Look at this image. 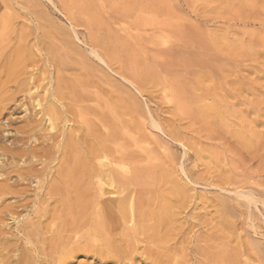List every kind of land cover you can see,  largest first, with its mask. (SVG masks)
Returning a JSON list of instances; mask_svg holds the SVG:
<instances>
[{
    "label": "rangeland",
    "instance_id": "obj_1",
    "mask_svg": "<svg viewBox=\"0 0 264 264\" xmlns=\"http://www.w3.org/2000/svg\"><path fill=\"white\" fill-rule=\"evenodd\" d=\"M29 1L37 2V34L43 50L50 47L68 53L74 50L71 61L77 63L82 56L84 66L88 67L82 71L80 68L61 71L70 80L66 87L57 90L58 97L67 95L65 102L60 99L64 106L74 103L68 106L78 111L77 106H82L87 118L84 129L73 109L75 121L80 124L74 123L75 127L72 124L73 132L83 127L78 132L84 137V145H77L78 150L83 148L88 156L103 148L128 151L127 156L117 161L119 166L132 163L133 156V162L136 161L139 148H151L153 166L157 162L163 166L152 175L157 182L152 197L168 195L174 183L185 186L187 194L194 197V205L191 209L189 203V213L185 210V215H180L183 222L188 216L190 221L187 218L186 225L182 220L181 223L186 228L187 224H194L193 219L198 221L197 226L202 223V228H194L192 236L189 230L183 234L187 244L181 241L180 245V236L178 247L191 245L188 251L194 250V236L201 230V235L205 233L203 230L208 231L204 222L216 218L213 208L207 215L200 207L194 209L195 204L218 197L238 212L241 210L237 212L240 217L236 214L232 219L229 217L232 224L236 222L233 230L239 228L236 231L240 232L241 241L247 239L245 231L263 244L264 207L252 189L264 192V0H100L111 13L122 15L118 26L126 28L124 32H115L106 24V15L97 0ZM70 7L79 10L73 20L69 19ZM19 9L18 4H13L14 13H19L22 23L25 21L31 27L34 18L29 15L22 18ZM90 15H94L98 26L90 25ZM40 62L37 72L44 86L36 92L43 99L48 96L44 92L45 78L51 68L43 57ZM24 111L22 108L10 117L15 118L11 120L14 124L10 123L7 130L22 125L19 117ZM151 121L158 126L156 130ZM46 128L47 125L43 128L45 133H51ZM233 132L240 136H234ZM10 141L12 138L5 144L9 146ZM250 195L257 204L249 202ZM157 210L154 206L153 211ZM192 210L204 212L205 218L192 219ZM201 243L199 247H204L208 241ZM90 261L80 257L74 264Z\"/></svg>",
    "mask_w": 264,
    "mask_h": 264
},
{
    "label": "bare ground",
    "instance_id": "obj_2",
    "mask_svg": "<svg viewBox=\"0 0 264 264\" xmlns=\"http://www.w3.org/2000/svg\"><path fill=\"white\" fill-rule=\"evenodd\" d=\"M97 2L106 15V24L115 32H124L126 28L118 26L122 15L111 13L103 2ZM36 3L29 0H0V264H74V260L80 257L91 261L78 264H248L251 260L255 264H264V242L262 244L245 231L247 239L241 241L240 232L236 231L239 228L233 230L236 222L232 224L233 220H229V217L232 219L233 215H237L238 209L219 197L211 202L195 204L194 209L200 207L207 211V215L213 208L211 211L216 216L203 221L209 226L208 231L203 230V235L202 223L199 221L200 226H197L199 223L193 218H205L204 212L190 211L196 225L193 221L194 224H187V228L185 220L189 216L184 222L180 218L187 208L194 205L193 196L187 194L185 186L174 183L172 190L175 192L171 190L168 195L161 193V198L152 197L151 194L157 191L152 175L163 166L159 162V166H153L149 156L151 148H139L136 161L133 162L135 156L130 154L132 163L119 166L116 165L117 161L127 156L128 151L103 148L88 156L83 148L78 150L77 145H84V137L79 134L83 127L79 126V132L74 129L77 133L73 132L72 126L81 122L85 129L87 118H84L82 106H77L79 111L73 106L69 107L74 105L69 101L70 104L64 106V96L67 95L62 97L60 93L61 97H58L57 92L61 90L60 86L66 87L65 83L70 80L61 71L74 68L82 71L88 67L84 66L82 56L81 59L77 56V63L71 61L74 50L72 53L55 51L51 47L43 50L37 34ZM13 4L20 6L22 18L25 15L34 18L32 23L29 20L31 27L24 24L25 21L22 23L19 13H14ZM87 9H90L88 5ZM73 10L71 7L68 10L70 20L75 19L79 11ZM88 22L94 27L98 26L94 15H90ZM41 51H44V55ZM41 55L51 68L49 77L45 78L47 89L44 92L48 96L44 100L36 92L44 86L41 85L44 80L38 77L37 72ZM3 77L4 81H1ZM84 89L81 92L86 94ZM22 108L25 109V114L19 117L22 125L7 130L11 120L15 119L10 117H14ZM73 109L79 114L76 116L80 121H75ZM46 125L51 133H45L43 128ZM152 125L155 130L158 128L154 123ZM233 135L240 136L236 132ZM9 138L12 141L8 146L5 142ZM252 190L260 196L264 207V192ZM250 196L245 197L257 204ZM154 206H157V211H153ZM7 220L11 223H6ZM196 226L201 227L198 228L201 231L199 233L196 229L199 235L194 236V250L188 251L187 247L191 245L180 247L181 241L185 240L183 234L188 230L189 234L193 233ZM187 233L185 235L189 237ZM180 236L182 240L178 239ZM177 240L180 241L179 247ZM201 241H208V244L203 247Z\"/></svg>",
    "mask_w": 264,
    "mask_h": 264
}]
</instances>
